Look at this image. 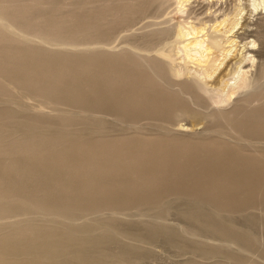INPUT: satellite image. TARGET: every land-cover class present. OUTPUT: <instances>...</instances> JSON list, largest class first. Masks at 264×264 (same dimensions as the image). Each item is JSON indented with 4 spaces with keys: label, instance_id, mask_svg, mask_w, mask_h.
<instances>
[{
    "label": "rangeland",
    "instance_id": "rangeland-1",
    "mask_svg": "<svg viewBox=\"0 0 264 264\" xmlns=\"http://www.w3.org/2000/svg\"><path fill=\"white\" fill-rule=\"evenodd\" d=\"M43 1H49L54 13L66 15L71 10L63 9V4L73 0ZM80 1L75 0L78 4ZM247 1L242 0L247 5L244 16L252 33L249 39L259 38L254 48L262 53L251 67L258 72L264 70V8L254 10L251 0ZM229 3L232 6L231 0ZM211 4L213 8L207 1H194L189 13L177 2L168 4L165 12L154 4L132 25H109L88 36L78 35L74 42L81 49L90 46L82 43L92 41L91 47L101 46L108 35L109 46L116 49L130 42L142 44L144 40L133 35L146 32L149 19H169L170 24L186 21L187 26L195 19L200 22L209 18L221 5L215 0ZM83 5L74 10L78 19L95 11ZM190 16L194 19L188 21ZM30 38L34 40H24L0 27V65L4 56L13 53L26 59H46L42 55L48 50L41 48L38 39ZM172 41L174 37L165 34L154 40V49L166 48ZM54 46L46 44L48 48L60 45ZM69 51L54 54L76 58L65 66H42L58 86L52 91L44 88L45 81L41 89L14 77L23 71L17 67L11 66L10 72L0 69V238L9 235L18 240L0 245L1 249H10L6 257L34 258L27 252H43L54 237L76 233L73 235L81 238L95 234L106 237L100 248L68 246L67 252L88 260L103 253L96 264H264V140H257L260 133L264 136V120L255 122L245 117L242 122H248L246 128L253 131L230 138L232 131L221 130L223 127L209 119L197 118L203 121L197 123L198 127L188 125L186 119L174 123L168 114L169 104L151 109L145 99L135 100L136 63L129 55L112 59L102 56L103 73L98 64H93L91 67L97 68L88 73L81 64L85 53ZM176 57L177 62H184L181 54ZM142 70V81L152 84V94H169L164 91L171 87V78L162 74L157 84L150 72ZM115 73L116 83L105 79ZM36 76L41 78V74ZM219 131L226 133L221 135ZM14 168L21 169V175H16ZM47 234L52 236L38 237ZM44 241L47 246L41 245Z\"/></svg>",
    "mask_w": 264,
    "mask_h": 264
},
{
    "label": "bare ground",
    "instance_id": "bare-ground-1",
    "mask_svg": "<svg viewBox=\"0 0 264 264\" xmlns=\"http://www.w3.org/2000/svg\"><path fill=\"white\" fill-rule=\"evenodd\" d=\"M73 1L75 2V0ZM73 1L65 2L63 4V9L68 7L70 8L71 13L68 12L66 14L65 12H63L66 15H60V12L58 13L53 12V9L50 8L49 1L46 2L43 0H0V27L5 32L9 34L18 35L19 37H22L24 38V40L27 41H33L34 39L30 38V36L31 37L33 36L34 38H36V40L38 39V43L42 44L41 48L48 50L43 52L44 55H42V57L44 56L46 59H40L37 56L36 57L32 56L30 58L28 57V59H26L27 57H21L15 55V53H13V55L4 56L2 58L3 62L2 65H0V69L2 71L10 72L9 69L11 68V66L17 67L19 68V71L20 70L23 71L17 72L16 74L13 75L14 77H17L20 80L23 79V82H25V84H36L37 88H41V89L46 88L49 91H52L54 89H57L58 86H56L54 81L50 78V74L44 72L45 69L42 70L43 68L42 66L45 63H52V64L56 63L58 65L61 64L60 66L63 67L65 66V63L69 62L68 60L76 59V58H68L71 56H64L65 53L63 56L60 57L59 55L54 56V54H56L55 51L61 53V50L62 52L64 50H66L67 52H71L69 50H81V52L85 53L84 55L85 61L81 62V64L82 63L85 64V70L88 73L93 72L92 70L96 69L97 66H99L102 69V73H103V65H102L103 63L101 61L102 56L103 57L106 56L108 57V59L111 57L112 59V57L113 58L118 56L124 57L129 55L133 60H135L136 63V66H134L135 74L133 73L134 82L136 80L137 83V87L134 88L133 90L135 100L138 102L139 99H145L148 102L147 108H151V109L154 108L158 109L163 105L169 104V107H167L170 108L168 114H171L170 117L173 118L174 123H179L181 120L186 119L188 121L186 123L187 124L189 123L188 125L194 127L198 125L197 124L198 122H203V121H198L197 118L201 117L202 119L207 121L209 119L214 121V123H216L217 125L223 127L221 128V130L228 129L229 131H232V135H229L230 138L233 137L234 135L237 136L249 135L247 132L248 131L250 132L252 130V127L246 128V125L249 123L248 122L247 123L245 122L246 124L243 123L244 122L243 119L245 117L252 118L253 120H255V122H257V120H259L258 122L264 120V113L261 112L262 110H264V70L262 71L260 69L258 72H255L256 70L254 72L251 70V67L253 68L255 64L256 58L261 57L262 53L261 50L257 51L254 48L259 38L255 36V38L253 37L252 39H249L252 33L250 34V30L247 29L248 27H246L245 24L246 18L244 16V10H246L245 8L247 6L245 5L246 1L244 2L245 3L244 4L242 0H235L233 4L232 3L233 0H231L232 6L231 5L229 6L230 4L229 0H215V3L220 2L221 4L219 5L220 8L218 7H217L218 9L215 8V10L212 12L209 18L206 17L202 19L201 17H199L202 19V21L200 22H194L196 21V19L193 20V22H191L190 19H192L193 17L190 16L191 18H187L189 19L188 21H190L187 23L188 24L187 26H185L186 21L185 24L167 23L169 19L162 21L161 16L159 17L161 21L160 20L155 21L149 19L148 20L149 22H146L145 24L146 25L145 27H149V29L147 28L148 30H146V32L140 34H138L137 32V34L133 35L134 37L135 36L140 37L141 40L143 39L144 40V42H142L143 45L139 44L138 42L137 43L130 42L129 46L123 47L121 49H116L115 47L109 46L111 44L110 43L111 39L108 35L104 36V38L105 37L106 38L105 41L104 40L101 41V46L91 47V43L93 42L92 41L91 43H82V44L90 45L82 49L79 48L80 46L78 47L79 44H77V42H74V39L78 35L80 36L81 34L84 35L87 34L88 36L91 35L93 31H98L99 28H106L109 25H116V23L118 25L120 24L121 25L127 24L128 26L132 25V23L139 20L137 18L138 15L145 13V11L148 10V8H150L154 4H156L158 10L161 11V9L162 10L165 9V7L168 4L177 2L183 7L182 8L183 11L188 10L189 13V10L192 11L193 2L194 1L198 2L199 0H84V2H82L81 0L80 2L82 3V5L85 4L83 6L89 9L95 8V11H93L92 14L89 10L88 12H90L91 14H88L82 18H80L81 17L80 16L79 19L75 17L74 10L80 7L79 5L81 3L78 4L77 2L74 3ZM204 1H207L209 6L213 8V5L211 3H214V0H204ZM142 6L143 8H141ZM251 6L253 7L254 10H258L259 8H264V0H251ZM204 8L206 9V7ZM205 13L206 12H204V14ZM143 16L144 14L140 15L139 18L142 19ZM75 24L76 27L73 28L72 25ZM165 34H171V36L174 37V41H172V43L166 48L165 47L158 48V50H155L156 48L153 46L154 40L162 37ZM257 34L259 35V33ZM46 44H50L52 46L54 45L57 46L60 45V46L59 48L58 47L48 48L46 47ZM154 50L155 53H151ZM0 52H2V50H0ZM178 54H181V59H183L184 62L176 61L177 58L176 56ZM189 62H191V64L195 63L196 64L195 67H192L191 64L190 66ZM93 64H98V65L95 67H91ZM100 65H102V67ZM66 66H71V64H67ZM101 69L98 70L97 72H101ZM141 69L150 72L151 75L154 77V80L157 82V84H159V77H162V74H165L166 77L168 76L169 78H171L172 81H168V83L169 82L171 83L168 86L171 87L170 88L167 87V89L164 91V93L167 91L169 94L163 96H158L155 93L152 94L150 91L152 88V84L146 82L145 80L142 81ZM36 74L38 75L41 74V78L36 76ZM21 75H23L22 78H20ZM105 79L108 82L116 83L118 81V75L116 73L115 75H111V76L107 75L105 76ZM44 81H45L44 83L45 86L43 88L42 82ZM95 88L93 87V89ZM102 88L103 87H101V90ZM102 91L105 92L104 90ZM236 93H238V95L233 99V96L236 95ZM90 94L92 93L90 92ZM77 101L78 100H76V102ZM141 101L144 102L143 100ZM83 103L84 102L82 101V104ZM108 108H112V107H108ZM128 111L129 110H127L126 112ZM259 112H261V114ZM138 113L140 112L138 111ZM107 114L109 113L107 112ZM120 114H122V112ZM154 117L155 116H153L152 118ZM253 122L251 123L253 124ZM243 124H245V127ZM193 131L199 132L198 130H193ZM219 132L222 133L221 135L226 133L223 131H219ZM253 134L258 135L256 133ZM259 135H258L259 137H257V140L258 139L264 140L263 138L264 136L261 137V133ZM220 162H222V160ZM14 169L16 175L18 174L21 175V169L20 170L18 168H14ZM104 196H102V198ZM118 196L120 197V195ZM64 197L66 198L67 196L64 195ZM124 201H126L125 198ZM41 209H45L48 211L49 210L55 211L54 209L51 208L46 209L44 207H41ZM57 213H63V212H57ZM91 213L94 212H92L91 210ZM71 223L74 224L75 222L74 223L71 222ZM99 231L102 233L103 229L100 228ZM73 234L76 233H71V235L67 237H62V236L54 237L53 238L54 242H49L48 244L51 246H49L48 249H45V251L43 252L40 251L27 252L32 254L34 258H26V257L19 258L21 256L17 258L6 257L5 253L10 249H6V248L1 249L0 247V264H96L95 261L104 256L103 253H101L98 254L99 256L97 255L98 258H91V260H88L87 257L80 258L78 254H71L69 251L67 252L68 248L74 245H77L78 247H80V249L82 248L85 249V247L100 248L102 247V243H104V240H107L106 237H104L101 234L99 235L95 234L94 236L88 238L76 237ZM51 236L52 235L50 234L44 236L38 235V237L43 239L49 238ZM11 240L16 241L17 239L9 235L8 237H1L0 245L2 246ZM45 243H47V241L42 242L41 245L43 244L47 246V244ZM15 248L16 246L13 247V249ZM120 256L123 255H119V257Z\"/></svg>",
    "mask_w": 264,
    "mask_h": 264
}]
</instances>
